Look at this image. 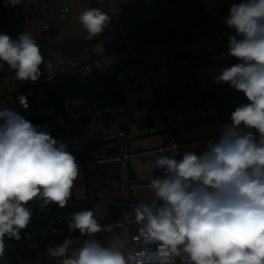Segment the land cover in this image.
Instances as JSON below:
<instances>
[{
  "label": "clouds",
  "instance_id": "clouds-1",
  "mask_svg": "<svg viewBox=\"0 0 264 264\" xmlns=\"http://www.w3.org/2000/svg\"><path fill=\"white\" fill-rule=\"evenodd\" d=\"M21 4L5 0V6ZM78 19L91 40L112 17L89 7ZM223 23L235 29L228 55L240 63L223 68L214 80L243 92L248 103L236 107L231 124L221 126L218 141H209L203 153L156 157L163 178L150 180L155 198L140 202L134 216L144 243L159 242L158 250L125 254L119 237L102 245L94 234L112 229L98 223L93 209L68 218L70 233L79 230L89 238L70 254L74 240L66 238L48 247L49 257L59 264H176L177 257L182 264H264V0L232 4ZM42 63L41 47L30 33L18 38L0 33V71L7 66L18 81L35 82ZM46 67L50 73V64ZM80 171L65 143L12 108H0V264H6L5 237L20 240L31 222L28 203L40 199L42 207L54 202L64 208Z\"/></svg>",
  "mask_w": 264,
  "mask_h": 264
},
{
  "label": "water",
  "instance_id": "water-1",
  "mask_svg": "<svg viewBox=\"0 0 264 264\" xmlns=\"http://www.w3.org/2000/svg\"><path fill=\"white\" fill-rule=\"evenodd\" d=\"M69 0H25L29 8L34 26V38L41 47L44 63H52L56 74L54 88H44L38 97L30 100V109L23 112L16 101L20 94L26 93L30 88L23 81H18L17 91L0 98V108H12L33 125L42 131L50 133L57 141L65 143L68 148H73L78 157L77 162L86 166L82 159L93 153L98 148L111 142H105L103 135L110 131L111 121L117 118L125 119L124 112L116 110L120 102L125 104V95L136 91L143 86L144 71L147 69L143 60L149 55L156 58L176 52L178 59H184V48L192 43L204 39L218 41L229 51V37L235 35V29L223 23L229 10L222 13H207L204 0H104L103 5L99 0H84L89 7H101L111 17L109 26L100 35L93 39L88 38L72 43H63L58 36L57 20L64 14V4ZM0 24H8L5 0H0ZM88 37V36H87ZM100 46L103 50L102 58L116 56L114 62L107 67L87 75L84 67L94 57V48ZM64 60L61 71V61ZM192 67H185L190 71ZM165 97L155 91L156 103L151 107L150 113L154 118L161 117L166 132L170 124L166 119L165 105L173 115H179L180 109H191V98L197 95L205 107V99H213L214 106L227 116L241 104L248 103L241 91L231 88H214L211 90L193 89L190 85L177 82L174 87L165 88ZM64 100L75 104H83L84 109L76 115H68L62 107ZM220 100V103L216 102ZM227 106V107H226ZM197 108V107H194ZM117 111V112H116ZM170 140L175 138L171 134ZM117 140L121 148L129 144L124 138ZM128 140V141H127ZM178 140V139H177ZM170 143V141H169ZM168 143V144H169ZM207 149L201 150L199 154ZM130 152L129 147L126 148ZM183 155L184 151H180ZM178 157H175L177 159ZM95 163L96 160L93 159ZM162 177L159 169L154 177ZM100 184L103 177L99 176ZM150 181L143 184H149ZM91 199V196H88ZM42 204L40 199L30 201L29 204ZM94 202H88L77 209L78 211L93 210ZM96 219L101 226L108 220L101 211L96 210ZM24 229L21 230V234ZM50 235V232H49ZM20 240L5 237L6 264H35L44 260L46 241H41L36 246V254L29 253L27 245H19ZM58 244V241H56Z\"/></svg>",
  "mask_w": 264,
  "mask_h": 264
},
{
  "label": "crops",
  "instance_id": "crops-1",
  "mask_svg": "<svg viewBox=\"0 0 264 264\" xmlns=\"http://www.w3.org/2000/svg\"><path fill=\"white\" fill-rule=\"evenodd\" d=\"M24 1L25 0H22L20 6H6L8 24H0V33L5 34L6 27L10 25L18 29L20 33L24 31L30 33L34 38V26L32 25L31 17H29L30 11L28 6L24 4ZM83 1L84 0H69L64 4V14L61 15L56 22L58 36L63 43H72L88 38L86 30L78 19L79 15L89 8V5L83 3ZM240 2L241 0H204L203 5L207 13L215 14L227 11L232 4H238ZM183 48L184 57H188L194 52L203 51L228 54V50L218 41L213 42L207 39L197 41ZM93 51L95 55H103V50L100 46L94 48ZM170 57L178 59L177 53L173 52L159 58L149 55L143 60L146 62L148 68L157 61L167 60ZM116 59V56L107 58L109 62H114ZM237 63H240V61L229 55L228 58L225 59L197 61L190 71H187L183 67H174L170 71L153 77L144 75L143 86L136 91L127 93L125 95V104L120 102V106L116 107V110L119 111L120 108L125 106L146 105L129 112L127 114L129 119L127 124H125V119L123 118H117L110 123V130L118 131L122 129L126 132V139L129 140L128 146L124 145V147L121 148L119 142L116 140L98 149H103L107 153H116L120 150H126V148L129 147L131 153H144L165 147L170 141L171 134L164 129L165 126L162 118H154L149 112L151 107L156 103L155 91L161 95V98H164L166 92L165 88H167V86L173 88L179 81L183 82L184 85H190L193 89L200 88L204 91V86L217 83L214 77L223 68L230 67ZM47 64H50V73L46 67ZM63 65L64 60L61 61V71L64 69ZM40 69V78L35 82H26V86H37L46 77L54 74L52 63H42ZM13 72L14 70H11L7 66L4 67L3 71H0V98L6 97L17 91V83L15 79L12 78ZM193 77L196 78L197 85H193ZM54 87L55 83L48 88L51 89ZM41 93L42 92H35L31 95L30 100L34 96L38 97ZM216 103L219 104L220 100ZM202 104L200 96L197 95L191 98V109L183 111V108H181L179 115H173L167 105L164 107L166 119L170 125L183 121L199 120L181 131L177 139L178 141L188 143L200 140L204 142L198 145H191L184 150V152L193 151L199 154L201 150L206 149V145L209 141H218L217 138L221 135L222 125L231 124V116L226 117L219 108L215 107L213 99L210 96L205 99V107L202 108ZM83 109V104H75L67 114L76 115L82 112ZM68 151L74 156L77 154L73 148H68ZM160 155L173 158L178 157L177 160L183 157L179 150L163 152L161 154H145L134 158L125 167L119 164L109 166L99 165L94 162L92 153L86 155L82 159V162H85L86 166L81 168L79 178L74 182L71 198L82 205L90 201L94 202L96 210L101 211L108 220L107 224L104 226L122 221L128 217L131 220L130 224L123 225L119 228H112L110 232L101 231L94 234L93 238L99 240L102 245L107 246V244L112 241L113 237H119L124 241V248L122 251L125 252V254L132 253L130 242L131 235L134 232H139L141 227V225L135 221L134 208L140 202L150 203L155 198L152 190L145 188V184L143 183L154 178L155 173L159 170L155 167V159ZM99 176L103 177L102 184H100ZM89 195L91 196L90 200L88 199ZM27 207L32 209L33 215L28 227L24 229V233H31L36 239L35 243L27 245L29 253L35 256L37 244L44 240L46 241L44 260L42 263L35 264H58L59 259L47 255L48 247H55L61 244L59 240L49 235L51 208L49 205L42 207V204L37 203L29 204ZM66 217L69 218L70 215L68 214ZM24 233L21 234V237L24 236ZM84 238L88 239L89 237L85 235ZM55 240L58 241V244H56ZM82 243L83 242L80 241L74 242L69 250V254L73 249L81 246Z\"/></svg>",
  "mask_w": 264,
  "mask_h": 264
},
{
  "label": "built area",
  "instance_id": "built-area-1",
  "mask_svg": "<svg viewBox=\"0 0 264 264\" xmlns=\"http://www.w3.org/2000/svg\"><path fill=\"white\" fill-rule=\"evenodd\" d=\"M5 34L13 37V38H18L19 37V30L15 29L12 26H7L5 30ZM228 54H223L219 52H212V51H203V52H194L190 54L188 57H185L182 60L176 59L174 57H170L167 60L163 61H157L150 67H148L145 71L144 74L153 77L158 74L165 73L167 71H170L174 67H192L195 65L197 61H206V60H219V59H225L228 58ZM110 64V62L106 58H102L101 55L94 56L84 67V71L86 72L87 75L92 74L94 71L101 70L104 67H107ZM56 74H52L48 77H46L38 86V90H43L44 88L51 87L53 84V80L55 79ZM12 78H15V72L12 73ZM26 83V82H24ZM193 85H197L196 78L193 77ZM214 88H231L233 89L230 84L226 82H220L216 84H211V85H206L203 87L204 90H211ZM36 91L34 90V86H30V88L27 90L26 93L20 94L16 101L18 103L19 108L23 112H27L30 109V97L32 94H34ZM27 103L28 107L27 109L24 108L23 104ZM74 103L70 100H64L62 102V107L63 109L68 112L71 110L73 107ZM146 104L142 105H136V106H131V107H122L119 109L120 112H124L128 114L129 112L144 106ZM199 120H194V121H183V122H178V123H173L169 126L168 131L170 134L174 135L175 138L170 140V143L167 144L165 147L160 148V149H155L151 150L149 152H144V153H131L127 152L126 150H120L119 152L116 153H107L103 149H98L95 150L92 155L93 158L96 160L97 164L103 165V166H109L113 164H119L123 167L127 166L131 160L138 156H142L145 154H161L163 152H169L173 150H179V151H184L187 148H189L191 145H198L202 142L203 140L200 141H194V142H181L177 140L178 135L183 131L187 126L191 125L194 122H198ZM220 135L218 136L217 139H219ZM104 141L105 142H112L116 141L119 139H124L126 138V132L124 130H118V131H108L105 132L103 135ZM75 157H78V154L75 155ZM80 165V169L82 168L81 163L78 162ZM163 178V170H162V177ZM149 184H145L144 187L151 189L149 187ZM82 206L81 203L75 201L70 197L68 204L64 208H59L56 203H50L49 207L51 208V222H50V236L52 238H55L59 240L60 243L64 241L66 238H71L74 240V242L80 241L83 242L85 240V235H81L79 230H76L74 232H69L68 228V223L69 220L66 217L68 214L71 216L72 213L77 212V209ZM131 220L128 218L109 224L112 228H119L122 227L123 225L130 224ZM108 226V225H107ZM30 237V238H29ZM36 239L31 233H24L23 236V241L19 245H28L31 243H35ZM131 242V251L133 254L137 253H147L149 251L151 252H156L158 250V244L159 242H154L150 244H145L143 238L140 236V232H134L131 235L130 238ZM7 247V245H6ZM187 260V257L185 256V261ZM59 264V262H58ZM176 264H182V261L179 257L176 258Z\"/></svg>",
  "mask_w": 264,
  "mask_h": 264
}]
</instances>
